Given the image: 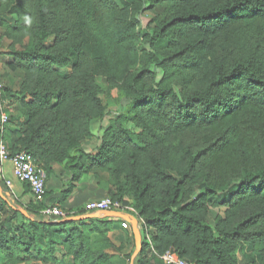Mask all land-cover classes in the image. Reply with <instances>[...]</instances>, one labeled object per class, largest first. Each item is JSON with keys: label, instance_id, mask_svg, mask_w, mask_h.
<instances>
[{"label": "trees", "instance_id": "1", "mask_svg": "<svg viewBox=\"0 0 264 264\" xmlns=\"http://www.w3.org/2000/svg\"><path fill=\"white\" fill-rule=\"evenodd\" d=\"M0 30L24 116L7 149L46 179L62 167L60 201L104 177L142 222L137 264L150 247L193 264H264V0H0ZM111 101L120 110L84 151ZM13 203L0 197V264H112V221L46 220L47 190L45 203Z\"/></svg>", "mask_w": 264, "mask_h": 264}, {"label": "crops", "instance_id": "2", "mask_svg": "<svg viewBox=\"0 0 264 264\" xmlns=\"http://www.w3.org/2000/svg\"><path fill=\"white\" fill-rule=\"evenodd\" d=\"M8 44L9 42L4 39L2 41V47L0 49V84L2 85V88L4 90V96L0 99V105H3L4 111L9 117L7 125L3 128V137L5 144L13 142L16 131L21 127L24 122L23 113L16 104L15 100L12 98V96H14V94L18 91L21 75L19 73H11L7 68V66L13 61L12 57L8 55ZM104 121L94 122L92 124L93 137L88 141L95 140L94 136L96 135V137L98 138H96L97 143H99L101 132L95 134L93 127L102 124V127L105 128L107 123L105 124ZM5 138L7 140H5ZM86 142L82 144L83 150L89 153H93L98 145L93 149H90L88 148V145H86ZM69 178L70 175L65 172L62 167H53L52 175L46 179L47 198L49 199V202L53 203L54 205H58L67 211L74 212L76 210L82 209L84 205L88 202L97 201L108 197V190L102 186H105V178L99 177L98 179L94 177V175L90 174L84 177L76 185V188L66 201H60L61 193L65 190L64 185H66ZM6 181L10 182L9 188L5 187ZM0 188L2 192L3 190L5 191L6 198H9L12 202H16L24 206L33 201L28 187L24 183H21L17 179H15L13 175L12 163L10 161H4L0 163ZM125 200L128 201L127 199ZM127 206L132 208L130 205ZM223 211V207L212 209L209 218L210 223L212 224V221L216 214L222 213ZM125 214H130L137 218L136 214L132 212H125ZM106 219L112 221L115 225L114 229L108 235L112 245L114 246L113 249L107 251V254L111 257L112 264H131V258L129 261L126 258V255L129 254L132 250V243L134 245V238L132 234L131 225H129L127 229H124L121 226L120 219ZM137 227L140 232L141 239L143 240L144 232L142 230V222L139 219L137 220ZM122 245L124 246L123 250L121 252H117L116 249ZM146 257L150 260L149 264H163L158 257L152 254V251L150 249L147 250ZM137 261L138 256L134 259L132 264H137ZM36 264L42 263L36 262ZM59 264H71V259H59Z\"/></svg>", "mask_w": 264, "mask_h": 264}, {"label": "built area", "instance_id": "3", "mask_svg": "<svg viewBox=\"0 0 264 264\" xmlns=\"http://www.w3.org/2000/svg\"><path fill=\"white\" fill-rule=\"evenodd\" d=\"M1 93H2V85L0 84V99L2 97ZM8 121H9V117L7 113L4 111L3 105H0L1 132L3 128L7 125ZM4 161H10L12 163L13 175L15 179L27 185L33 202L40 204L45 203L46 177L43 171L36 166L32 156L25 151H21L17 154L10 155L6 144L0 139V163ZM5 187L6 188L10 187L9 181L5 182ZM45 205H46L45 208L41 211L40 214L46 220L59 221L61 219H64L68 215V213L65 212L58 205H54V204L47 205L46 203ZM82 209L85 212V214L101 213L106 211L120 212L124 214L125 212H132L136 214L133 208H130L119 201H114L110 197H106L104 199L97 201L88 202L87 204L84 205ZM121 226L122 228L127 229L129 227V223L123 221L121 223ZM145 238L149 242V236L147 233H145ZM150 250L152 251V254L154 256L158 257L162 261L163 264H193L185 259L180 258L177 255V253L172 249L166 251L161 256L155 254L151 247Z\"/></svg>", "mask_w": 264, "mask_h": 264}, {"label": "water", "instance_id": "4", "mask_svg": "<svg viewBox=\"0 0 264 264\" xmlns=\"http://www.w3.org/2000/svg\"><path fill=\"white\" fill-rule=\"evenodd\" d=\"M0 137H1V130H0ZM0 197L4 198L3 192L0 188ZM18 211L23 214L25 217H28L27 213L25 210L18 209ZM99 217H104V218H117L122 221H125L131 225L132 228V234L134 238V246L135 250L131 256V264L133 263L134 259L139 255L142 249V239L140 232L137 227V219L130 215V214H124L120 212H113V211H106V212H101V213H93V214H86V215H81V216H72L69 218L61 219L60 221H54L53 223H68V222H77V221H83L87 219H93V218H99Z\"/></svg>", "mask_w": 264, "mask_h": 264}, {"label": "rangeland", "instance_id": "5", "mask_svg": "<svg viewBox=\"0 0 264 264\" xmlns=\"http://www.w3.org/2000/svg\"><path fill=\"white\" fill-rule=\"evenodd\" d=\"M150 14L149 13H144V14H142V16L140 17V22H141V28L142 29H144L145 27H146V25H147V23L149 22V20H150ZM51 42V40H49L48 41V44ZM65 72H69V70L67 69V70H65ZM98 82H99V84L102 86V87H104L105 86V83H104V81L102 80V79H99L98 80ZM118 103H115L114 101H111L110 103H109V107H108V112H107V114H108V117L107 118H105V121H104V123L106 124L107 123V121L110 119V118H113V116H114V113H117L119 110H120V108H119V106L117 105ZM103 125L101 124H99L98 126L96 125L95 127H93V129H94V133L95 134H98V133H100L101 132V129L103 128L102 127ZM95 138V140H91V141H88V142H86V145H88V148H90V149H93L94 147H96L99 143H97V140H96V135L94 136ZM98 139V138H97ZM5 140H7L6 138H5ZM3 196L6 198V196H5V192H3ZM6 200L7 201H9L12 205H15L16 206V204L15 203H13L9 198H6ZM18 208V207H17ZM29 264H36V263H29Z\"/></svg>", "mask_w": 264, "mask_h": 264}]
</instances>
